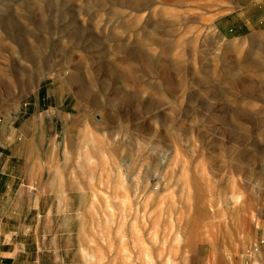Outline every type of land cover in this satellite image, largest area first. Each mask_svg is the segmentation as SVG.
Instances as JSON below:
<instances>
[{
    "label": "rangeland",
    "instance_id": "1",
    "mask_svg": "<svg viewBox=\"0 0 264 264\" xmlns=\"http://www.w3.org/2000/svg\"><path fill=\"white\" fill-rule=\"evenodd\" d=\"M54 1L0 0V124L29 127L15 264H264V6L222 38L197 0Z\"/></svg>",
    "mask_w": 264,
    "mask_h": 264
},
{
    "label": "crops",
    "instance_id": "2",
    "mask_svg": "<svg viewBox=\"0 0 264 264\" xmlns=\"http://www.w3.org/2000/svg\"><path fill=\"white\" fill-rule=\"evenodd\" d=\"M239 3L242 5L236 0H197L198 9L206 19L212 18L210 27L222 38L232 33L233 38H240L244 36L242 29L257 25L252 23V17L246 23L236 24L230 14L251 12L252 6H264L263 0H241ZM247 5L249 8H245ZM5 125L4 122L0 124V263L15 264V260L26 252V246L17 241L23 233L17 230L16 223L22 219L12 214L22 197L28 196L25 180L29 152L21 146V134L29 127L22 123L17 133L11 131L10 124Z\"/></svg>",
    "mask_w": 264,
    "mask_h": 264
},
{
    "label": "bare ground",
    "instance_id": "3",
    "mask_svg": "<svg viewBox=\"0 0 264 264\" xmlns=\"http://www.w3.org/2000/svg\"><path fill=\"white\" fill-rule=\"evenodd\" d=\"M40 1H42V0H40ZM13 2V1H12ZM23 2V1H22ZM18 3V2H17ZM22 4V3H21ZM33 4V3H32ZM60 4H61V2L60 1H58V2H56V1H54V0H50V1H48L47 0V2H46V4H44L43 6H41V10H43V11H46V10H51L52 11V9H54V10H56V9H58L59 8V6H60ZM85 4H87V7H103V0H86L85 1ZM14 5H15V3H14ZM33 6V5H32ZM34 6H35V4H34ZM86 7V8H87ZM13 8H14V6H13ZM34 8V7H33ZM37 8V7H36ZM35 8V9H36ZM18 9H20V8H18ZM31 9V8H30ZM6 11V10H5ZM30 11V10H29ZM57 11V10H56ZM34 13H35V11H33ZM37 12V11H36ZM4 13V12H3ZM12 13V12H11ZM20 13V12H19ZM24 14H25V12H24ZM27 14V13H26ZM4 15V14H3ZM10 15V14H9ZM13 16V15H12ZM15 16V15H14ZM16 17H17V15H16ZM35 17H37V16H35ZM13 18V17H12ZM38 18V17H37ZM14 20V19H13ZM12 19H10V18H8V16H7V18H1L0 19V25L2 26V28L4 29V31L5 32H3L4 34H6V36H8L9 38H11L12 39V37H14L15 36V34H14V27H15V23H14V21H13ZM18 20V19H17ZM38 21H39V19H38ZM42 23H43V21H42ZM71 23V25H73L74 23L73 22H70ZM73 23V24H72ZM35 24V23H34ZM77 25V24H76ZM35 26H37V24L35 25ZM75 26V25H74ZM38 27V26H37ZM39 28V27H38ZM72 31V30H71ZM82 31V30H81ZM75 32V31H74ZM16 33V32H15ZM18 35V33L16 34V36ZM27 35V34H26ZM73 35V37H80L81 36V32L80 31H78V29L76 30V32L74 33V34H72ZM19 38V37H18ZM15 40V39H14ZM20 41V40H19ZM23 41V40H22ZM17 43V42H16ZM18 44H20V43H18ZM23 47H24V45H23ZM55 47V46H54ZM22 48V47H21ZM29 49V48H28ZM31 49V48H30ZM21 50V49H20ZM32 50V49H31ZM135 50V49H134ZM133 50V51H134ZM31 52V51H30ZM38 52V51H37ZM140 53V52H139ZM142 53V52H141ZM22 54V53H21ZM24 58H25V60H28V61H31V62H34V56L31 54V53H28V52H25V54H24ZM44 59V58H43ZM39 60V59H38ZM35 63V62H34ZM146 63V62H145ZM149 66V65H148ZM23 67V66H22ZM26 67V66H25ZM19 68V67H18ZM27 68V67H26ZM36 68V67H35ZM16 69V68H15ZM14 69V70H15ZM24 70H26V69H24ZM16 71V73H19L20 71L19 70H15ZM36 73H37V69H36V71H35ZM16 73H15V75H16ZM30 74V73H29ZM17 76V75H16ZM19 76V75H18ZM17 76V77H18ZM23 76V75H22ZM34 76H36L35 74H34ZM77 76V75H76ZM27 77H29V76H27ZM75 77V76H74ZM36 78H37V76H36ZM25 79V78H24ZM29 82V81H28ZM36 82V81H35ZM27 83V82H26ZM18 84H20V83H18ZM26 85V84H25ZM24 85V86H25ZM32 85V84H31ZM20 86V85H19ZM29 87V86H28ZM82 87V86H81ZM84 88V87H83ZM81 89V88H80ZM80 91V90H79ZM82 93V92H81ZM80 96V95H79ZM81 97V96H80Z\"/></svg>",
    "mask_w": 264,
    "mask_h": 264
}]
</instances>
